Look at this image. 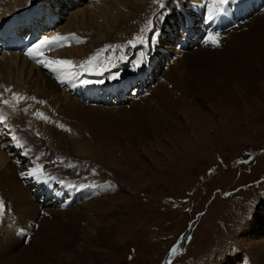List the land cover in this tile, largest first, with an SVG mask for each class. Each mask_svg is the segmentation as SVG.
<instances>
[{"label": "rangeland", "instance_id": "rangeland-1", "mask_svg": "<svg viewBox=\"0 0 264 264\" xmlns=\"http://www.w3.org/2000/svg\"><path fill=\"white\" fill-rule=\"evenodd\" d=\"M67 1L73 2L72 5L75 3L74 0L56 2L55 11L59 14L54 17L56 26L52 31L67 25L75 26L73 12L90 5V0H76L82 3L75 7ZM163 2L166 8L161 9L157 0H138L140 7L135 6L130 19L121 18L122 23H116L119 32L110 33V38L104 40L96 36L100 42L92 55L96 60L91 64H95L82 68V61L76 65L82 68L80 73L76 72L78 76L75 74L79 80L69 83L66 79L61 83L58 79L63 92L67 90L70 96L76 97L70 90H84L82 79L89 77V68L92 72L103 68L99 72L104 75L90 74L97 81L118 72V78L134 77L126 92L119 95L121 99L109 94L101 101L95 92L84 96L90 100L87 106L119 107L122 113L110 117L108 112H101L108 121L111 120L110 126L114 125L120 131L112 129L111 133L105 134L106 130L109 131L106 123L101 131L99 122H90L87 118L79 120L77 116L65 115L61 124L58 107L52 104L45 106V110L50 111L46 117L31 114L33 119L26 129L31 130V137L37 140L38 151L45 154L44 157L39 156L41 162L38 167L56 171L77 184L76 190L63 191L56 209H76V205L80 204L77 210L81 213L73 227L74 239L67 244L71 246L62 245L58 253L48 249L45 238H41L40 252L31 247L30 264H264L258 247L260 242L264 244V68L257 72L254 79L253 96L245 93L241 83H235L230 85L232 89H228L234 91L233 97H222L223 94L217 92V98L196 100L198 97L181 91L188 88L186 79L196 74L194 68L183 63L172 65L175 64L172 60L181 55L209 47L206 44L210 41L203 42L207 32H227L239 24L232 25L235 19L243 21L244 17L248 18V12L252 13L245 21H251L254 11H264V0H255V5L252 3L248 12L239 3L240 0H233L227 6L230 11L222 12V18L214 21L211 30L200 28L198 22L200 17L209 20V12L215 7L203 6L190 14V0ZM178 2L181 6H177ZM129 3L132 4L130 0L125 3V12L131 6ZM206 9L207 12L202 13ZM60 16L62 18L59 19ZM167 20H171V24ZM162 25L170 28L169 31L164 30ZM152 26L154 32L148 31ZM141 29L145 31L141 32ZM102 32L107 34L106 29ZM93 33L101 32L96 29ZM140 37H143L144 43H141ZM156 38L158 52L156 56H151L148 45H153ZM89 42L79 44L84 49L90 45ZM140 48L145 49L139 51L144 55L145 59H141L143 63H151L146 66L145 80L139 81L138 76L133 74L137 73L134 55ZM3 50H0V58L5 52ZM2 62H7L6 58ZM248 62L256 70L262 67L260 63L253 64L252 58ZM118 65L128 68L132 75H128V71L122 75ZM40 76L44 78L41 73ZM42 82L39 80L40 85ZM154 91L157 92L156 97H152L151 92ZM98 94L102 95L103 91L98 90ZM112 96L117 99L115 103L109 102ZM133 97L143 98L142 105L129 111L125 107H129ZM179 101L186 105L184 110L179 108ZM164 104L172 109L176 106L173 116L177 114L174 120L170 117L167 122L171 128L165 131L167 136L156 138L157 144L153 146L142 140L138 143L131 141L127 130L135 128L138 118L149 116V122H152L155 117L161 116ZM153 112H156L154 118ZM4 132L0 128L2 150L15 163L24 160L20 164L25 171L23 150L13 146ZM99 145L103 146L106 155L99 153ZM21 173L17 172V175L22 181L30 179L29 172L24 174L28 177H23ZM37 176L34 183L41 179ZM45 190L52 194L49 189ZM30 193L42 214L47 209V200L41 201V194L36 190ZM63 204L65 207H61ZM6 209L4 204L0 223H7L5 213L9 211ZM38 229L36 224H32L25 240L9 253L22 252L23 245L30 249L28 235L38 232ZM10 236L0 229L2 247H8L13 242ZM48 246L52 247V244ZM173 247L175 251H172ZM40 258L46 261H39Z\"/></svg>", "mask_w": 264, "mask_h": 264}, {"label": "bare ground", "instance_id": "bare-ground-1", "mask_svg": "<svg viewBox=\"0 0 264 264\" xmlns=\"http://www.w3.org/2000/svg\"><path fill=\"white\" fill-rule=\"evenodd\" d=\"M57 1L59 0H0V40H3L5 36V41L2 42L3 44H0V50L5 49L9 51L8 53L5 51L6 54L3 52V55L0 58V128L5 130L4 133L7 135V138H9V141L13 146L20 147V151L23 150L22 155L26 160V166H24L25 171H23L24 168L20 163L24 160H19L17 163L13 162L0 146V200L7 205L6 210L9 211V213H5L7 223H0V229L7 231L12 236H10V239H13V242L10 243L8 247H2L0 242V264H30L28 260L32 253L31 247H34L33 250L35 252H40L39 241L41 238H45V245L48 249L52 248V250H55L58 253L61 252L62 245L70 247L71 245L67 244L68 241L71 243L74 239L73 227L76 225L75 222L79 219V217H77L78 214L81 213H78L77 210L81 207L80 204L76 205V209H56L57 201L63 195V191L66 189L69 191H72L73 189L76 190L77 184L67 176L64 177V175H61L56 171H51L45 168L41 169L38 167V164L41 162L40 157H44V153L38 151L39 147L36 144L37 140H34L31 137L32 131L26 129V126L29 127L31 125L33 119L31 114H34L35 116L41 114L46 117L50 114V111H46L45 106L47 104H52L58 107L57 110L60 112H58V114H61L62 117L61 120H58L61 124L64 123L63 118L65 115L77 116L79 120H85L87 118L90 122H99L98 126L101 131H103V124L106 123L109 131L106 130L104 132L105 134L111 133L112 129L116 132L119 130L118 127H115L114 125L110 126L109 122L111 120L108 121L101 111L108 112L110 117L119 112L122 113L120 108L106 109L99 107L100 105L94 107L87 106L86 103L90 100H88V98L85 99L84 96L87 93L92 94V92H95L98 98L103 101L109 94L114 96L122 95V93L124 94L126 92L127 85L131 83L134 78L125 79L122 75L128 73L129 70L128 68L118 65L123 71L121 75L122 77L118 79H111L108 76H103L104 78L101 80L103 83H95L94 81H97L95 80L96 77L94 75L90 76V74L87 73V76L89 77H85L86 79L84 80L82 79L81 84L84 90H70L74 92L73 94H75L76 97L70 96L67 90H64L63 92V89H61L62 84L58 82V79H61V83H64L66 79L69 83L79 80L77 77L79 74H76V72L80 73L82 68L80 69L76 65H79L82 61L84 62L88 60H91L92 63L94 60L92 55L94 54L97 44L100 42L99 38L96 36L101 37L100 39L102 40L106 38L109 39L111 36L109 35L110 33H114L116 30L118 31L115 27L116 23H122L120 20L121 18L126 20L130 19V16L134 13L135 6L136 8L140 6L137 4L138 0H130L132 4L129 3L131 6L128 8V12H125V3L127 0H90V5L87 8L73 12L75 26L71 27L67 25L66 28L60 30L55 29L52 31L53 27L56 26L54 17L56 14H59L55 11V4ZM202 1H204V3H200L199 0H190V3H188V5L191 6L189 8L190 14L198 11L199 8H203V6L217 7L214 0ZM74 2L75 3L72 5L73 2L67 1L68 4L74 7L79 6L82 3L79 1V4L76 0H74ZM239 3H242L244 10L248 12L250 7L255 5L256 2L255 0L254 2L253 0H240ZM252 3L253 5H251ZM177 6H181V3L178 2ZM226 11L230 10L227 8ZM17 12H25V14L23 15L22 13ZM206 12L207 9L202 13L205 14ZM61 13L62 12H60V14ZM186 13L189 14L188 10ZM248 13L249 14L246 16L249 18L250 13L252 12ZM253 14V17H251L252 19L249 22L245 21L248 19L247 17H244L243 21H241L240 18H238L239 20L235 19L232 25L236 26L238 23L239 24L227 32L215 34L207 32L204 41L202 40L203 42L210 41L206 44V46H209L206 49L190 52L189 54L181 55L178 59L172 60V63L175 62V64L171 63L172 65H176L177 63V66L188 64V67L194 68L195 71L193 72L196 73L194 76H189L186 79V85L188 88L182 87V92L187 94L189 92V94L198 97V99L195 98L196 100H206L209 97L217 98V92L223 94L222 97H233L234 91L228 90L229 88H233V86L230 85L241 83L246 90L245 93L249 96H253L255 93L253 87L254 79L256 78L257 72L264 68V11L258 13L257 11H254ZM180 15L183 14L180 13ZM222 15V13L216 14L215 18L209 20H203L201 17H197L196 19L199 18L198 25L201 26L200 28L211 30L214 28V21L222 18ZM60 18L62 17L60 16L59 19ZM5 21L6 23H3ZM167 22H170L171 24V20H167ZM43 23L49 24L51 30L48 32L37 33L40 31ZM102 24L104 26H102ZM96 29L101 33L95 35L93 31H96ZM103 29H106L107 31L106 35L103 34ZM169 29L164 27V30L169 31ZM42 31H45V29ZM178 35H180V33ZM58 36L64 37L65 39L55 40L54 47L43 49L42 57L37 56L36 58H31L27 55L28 50L32 48L33 45L38 44L45 37L55 38ZM20 39H26L28 41V46L25 50L13 46V44ZM194 39L195 36L192 40ZM213 40H215L216 43H214L213 46H210V44L213 43ZM85 41H90L88 43L90 45H87V47L82 49L83 46L79 43H84ZM157 41L158 38L153 40V45H148V51L152 54L151 56H156L158 52L159 44H157ZM175 41L177 42L178 38ZM140 50L145 49L140 48L136 54L134 53V59L136 62L144 58V55L139 52ZM5 58L7 62H2ZM250 58L253 59V64L260 63L262 64V67L256 70L248 62V59ZM38 59H42L44 63H38ZM56 60L72 61L73 65L58 67L55 63H52L49 67L44 66V64H47L50 61ZM91 63L88 66L92 65ZM148 63L150 64L151 62L142 63L140 67H137L136 65L137 73H134L133 75L138 76L136 78L139 81L145 80V73L148 72L146 67ZM112 64L110 65L113 66L115 63ZM153 64H156V62H153ZM167 66H169V64ZM86 70L88 69L86 68ZM91 70L92 68H89V72H92ZM101 70L97 68L96 72ZM166 70H169V68ZM73 72L77 75L75 76V79H72L71 76L68 75V73ZM40 73L44 78L40 76ZM128 75H132V72H129ZM39 80L43 81L41 85ZM88 81L93 82L89 83ZM141 83H143V81H141ZM183 84L184 82L182 85ZM98 90H102L103 94L99 95ZM193 91H195L194 94H192ZM61 92H63L62 97H60ZM81 93L83 96L80 95ZM156 93V91L151 92L152 97H156ZM134 97L131 98V104L129 107H125L129 111L130 109H138V107L142 105L143 98ZM5 101H8V103H5ZM170 102L173 103L172 101ZM178 106L180 109H183L186 105H184L182 101H179ZM175 107L176 106H174V109ZM174 109L165 106L164 104V107L161 108V116L155 117L156 112H153V118H155L152 122H149L151 119L148 118L149 116L140 119L138 118L139 120L136 117L135 128L126 129L129 132L127 137L134 143H138L142 140L144 143L147 142L153 146L156 143V138L166 137L167 134L165 131H170L171 128H169L167 122L170 117H172L173 120L177 117V114L173 116ZM128 110L124 111L128 112ZM126 114L128 115L129 113ZM133 114L131 113V115ZM181 115L183 118L185 117V114L182 113ZM24 133L29 134V136L27 137ZM123 133L125 132L123 131ZM113 137H115V135ZM6 145L8 146L10 144ZM110 146L111 145H109V148ZM78 147L82 148L81 145ZM104 150L103 146H98L99 153L101 152L102 154H105L106 151ZM43 161H45V159H43ZM17 172H23L25 174L29 172V178L31 180L22 181L21 178L18 177ZM33 172L35 175L32 174ZM29 175H23V177H28ZM37 175H39L41 179L37 181V183H34L38 179ZM44 187L45 189L52 191V194H49ZM35 190L41 194V201L47 200V209H42V214L39 211L38 206L34 204L33 196L30 193V191ZM53 197L55 198L51 200ZM66 201L67 200H65V202ZM64 204L61 207H65ZM32 224H36L39 229L38 232H34L33 234L30 233L28 235L27 240L31 239L28 243L30 249H28L26 245H23L24 248L22 252L18 251L9 253L18 248L22 240H25V234L28 232ZM3 225H5L4 228ZM49 243L52 244V247L48 246ZM260 243L258 244V247L264 257V244ZM42 245L44 246V244ZM39 261L46 260L40 258Z\"/></svg>", "mask_w": 264, "mask_h": 264}, {"label": "snow or ice", "instance_id": "snow-or-ice-1", "mask_svg": "<svg viewBox=\"0 0 264 264\" xmlns=\"http://www.w3.org/2000/svg\"><path fill=\"white\" fill-rule=\"evenodd\" d=\"M157 2H159L160 8L164 9L166 8L165 3L163 2V0H157ZM233 2V0H214V3H216L218 6L211 9L209 12V18H215L216 14L222 13L224 11H226V8L229 4H231ZM162 15V13H161ZM149 24H151V22H149ZM148 31H153L154 32V26L149 27L147 29ZM145 31L144 29H141V32ZM218 35V34H217ZM65 39L64 37H55V38H49V37H45L43 40H41L38 44L33 45L32 48H30L27 52V55H29L31 58H36L37 56L42 57L43 56V49L45 48H51L54 47V41L55 40H63ZM141 43H144L143 41V37H140ZM213 43H216L215 40L212 41ZM131 44V46H135L134 44H132L131 42H129ZM35 50V51H34ZM38 63H44V61L42 59H38L37 61ZM52 63H55L58 67H62V66H72L73 62L72 61H68V60H56V61H50L47 64H44L45 67H49ZM91 63V60L88 61H84L81 63L80 67H86L88 64ZM143 63V60L141 61H137L136 65L137 67H140ZM55 70V69H53ZM105 71H108L107 69H105ZM89 74H95V75H104L103 72H90ZM68 75L71 76L72 79H75V73H68ZM119 76V73H113L110 75L111 79H117ZM89 83H92L93 81H88ZM95 83H103V81H94ZM34 99V98H33ZM5 103H8V101H5ZM42 103V102H41ZM25 173H21V175H24ZM33 175H35V173H32ZM3 207H4V202L2 200H0V215H3ZM175 247H173L172 251H175Z\"/></svg>", "mask_w": 264, "mask_h": 264}]
</instances>
